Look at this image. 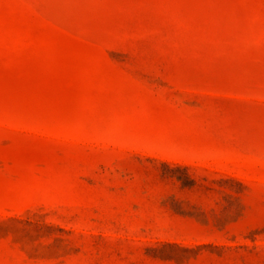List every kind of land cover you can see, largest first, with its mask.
<instances>
[{"label":"rangeland","instance_id":"374dc122","mask_svg":"<svg viewBox=\"0 0 264 264\" xmlns=\"http://www.w3.org/2000/svg\"><path fill=\"white\" fill-rule=\"evenodd\" d=\"M0 264H264V0H0Z\"/></svg>","mask_w":264,"mask_h":264}]
</instances>
